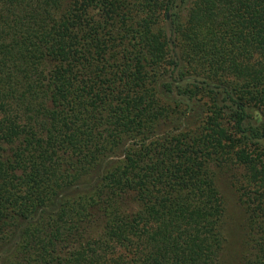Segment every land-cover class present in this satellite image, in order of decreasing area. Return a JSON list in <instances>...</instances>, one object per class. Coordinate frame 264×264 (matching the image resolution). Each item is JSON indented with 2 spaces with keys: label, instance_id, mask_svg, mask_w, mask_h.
<instances>
[{
  "label": "trees",
  "instance_id": "obj_1",
  "mask_svg": "<svg viewBox=\"0 0 264 264\" xmlns=\"http://www.w3.org/2000/svg\"><path fill=\"white\" fill-rule=\"evenodd\" d=\"M222 175L264 264V0H0V264H222Z\"/></svg>",
  "mask_w": 264,
  "mask_h": 264
},
{
  "label": "rangeland",
  "instance_id": "obj_2",
  "mask_svg": "<svg viewBox=\"0 0 264 264\" xmlns=\"http://www.w3.org/2000/svg\"><path fill=\"white\" fill-rule=\"evenodd\" d=\"M226 177L222 175L217 180L218 189L225 205V227L223 231L228 240V245H225L226 249L222 250L221 253L222 257H220V261L223 259L222 264H230L235 255L238 241L236 226L240 220V210L236 202V197Z\"/></svg>",
  "mask_w": 264,
  "mask_h": 264
}]
</instances>
